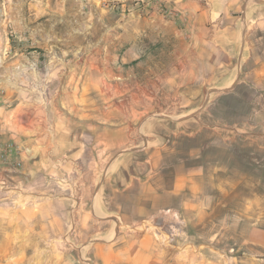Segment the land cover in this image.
<instances>
[{
    "label": "rangeland",
    "instance_id": "obj_1",
    "mask_svg": "<svg viewBox=\"0 0 264 264\" xmlns=\"http://www.w3.org/2000/svg\"><path fill=\"white\" fill-rule=\"evenodd\" d=\"M155 1L0 0V137L17 134L0 143V264H97L96 242L146 232L186 264H264V23L214 70L188 63L184 17L153 28L176 13ZM144 161L162 192L194 178L133 221L108 205Z\"/></svg>",
    "mask_w": 264,
    "mask_h": 264
},
{
    "label": "crops",
    "instance_id": "obj_2",
    "mask_svg": "<svg viewBox=\"0 0 264 264\" xmlns=\"http://www.w3.org/2000/svg\"><path fill=\"white\" fill-rule=\"evenodd\" d=\"M155 2L175 10L176 13L170 17H157L154 10L150 15V19L155 21L153 28L157 22L164 23L169 31H172L170 32L172 35L175 36L178 32L180 35L183 34V37L187 39L186 44L190 46L189 50L187 48L185 50V53L187 50L189 51L186 55L188 63L191 65H216L213 67L214 70L224 68L221 65H242L244 56L250 54V49L253 46L254 30L252 27L264 23V0H156ZM153 7L155 8V6ZM183 17L186 24L183 30L177 32L173 28L174 21ZM165 32L166 29L163 30L160 27L155 31L158 37H165ZM206 53H209V59L204 58ZM189 55L191 56L189 57ZM189 58L192 61L189 62ZM13 94L14 91L10 90L9 98ZM6 113V109L0 110V116L5 117ZM6 128L0 137L2 144L17 138L15 129L12 131L10 128ZM145 162H143L145 168L143 173L129 174L127 180L122 177L121 181L125 183L118 185L115 193L111 195L108 205L113 213L132 215L131 220L133 221L140 220L139 216L141 215L144 216L141 219H152L160 212L162 205L169 203L171 198L176 197L178 190L185 186L183 181H192L194 178L189 173V179L187 175L185 180H182V177L174 178L170 188L162 192L160 186L156 184L161 178L160 175L158 172L151 171V167ZM135 187L142 188V191L133 192ZM184 208H190L192 210L190 213L200 214L201 222L206 220L207 212L205 210H198L197 207H189V205ZM195 218H197L196 215ZM169 251L160 247V243L153 237V233L146 232L134 233V236L127 237L119 243L117 241L112 243L96 242L93 256L97 264H186L187 258H190L191 261L194 257L192 254L188 257L184 253L171 254ZM202 256L196 257L203 261ZM204 261L207 262V259Z\"/></svg>",
    "mask_w": 264,
    "mask_h": 264
}]
</instances>
